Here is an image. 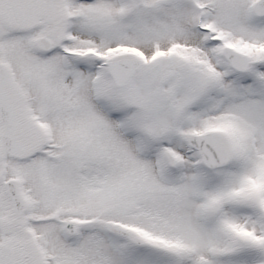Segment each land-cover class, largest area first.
Segmentation results:
<instances>
[{"label": "snow or ice", "instance_id": "snow-or-ice-1", "mask_svg": "<svg viewBox=\"0 0 264 264\" xmlns=\"http://www.w3.org/2000/svg\"><path fill=\"white\" fill-rule=\"evenodd\" d=\"M0 264H264V0H0Z\"/></svg>", "mask_w": 264, "mask_h": 264}]
</instances>
